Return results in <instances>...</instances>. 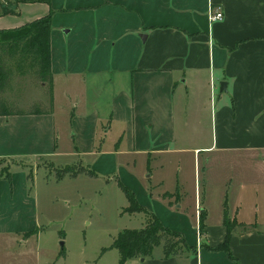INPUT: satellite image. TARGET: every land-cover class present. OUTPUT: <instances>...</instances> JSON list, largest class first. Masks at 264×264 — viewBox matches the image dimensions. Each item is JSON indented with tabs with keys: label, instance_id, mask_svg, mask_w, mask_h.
I'll return each instance as SVG.
<instances>
[{
	"label": "crops",
	"instance_id": "1",
	"mask_svg": "<svg viewBox=\"0 0 264 264\" xmlns=\"http://www.w3.org/2000/svg\"><path fill=\"white\" fill-rule=\"evenodd\" d=\"M219 7L223 18L211 22ZM46 16L51 109L0 115V237L38 235L37 176L46 167L47 187L82 176L123 185L196 249L166 258L160 245L124 264H264V233L244 229L264 219L241 220L243 209L264 205V0H0V31ZM125 214L140 216L143 229V213ZM225 214L226 252L215 250ZM98 259L120 260L115 249Z\"/></svg>",
	"mask_w": 264,
	"mask_h": 264
},
{
	"label": "rangeland",
	"instance_id": "2",
	"mask_svg": "<svg viewBox=\"0 0 264 264\" xmlns=\"http://www.w3.org/2000/svg\"><path fill=\"white\" fill-rule=\"evenodd\" d=\"M10 64L13 68L11 87L1 97L6 98L10 103H16L22 110L26 109L31 102H46L48 99L44 94L46 84L36 80L37 77L28 66L29 64L16 66L17 60H13ZM203 137L208 139L209 135ZM73 162L75 163V160L67 161L68 164H74ZM41 164L45 167L48 163ZM49 172L46 167L38 169L40 216L38 235L26 239L24 243L22 234H19L21 237L10 236V239L7 236L0 237V264H83L85 260L89 262L88 264H97L101 255L100 248L111 244V235L117 234L118 231L122 232L124 229H138L140 216L122 212L128 207V200L124 198L115 182L101 184L82 176L76 182L66 178L58 183L55 179L56 184L53 183L47 187L45 183ZM186 174L193 177L194 168H187ZM214 174L218 172L211 173L215 177ZM199 176L203 177L202 169ZM51 177L54 178V174ZM252 178L261 184V179ZM253 180L251 182H254ZM263 185V183L259 185V194L263 191ZM77 189L81 191L84 199L74 196ZM52 195H58V197L52 198ZM211 207L210 220L214 221L218 216L215 198L211 200ZM259 209L254 213L243 209L241 220L253 223L256 216L257 219L260 217L264 219V205L263 209ZM246 228L244 229L248 231L253 232L258 229L264 233V226ZM161 242L168 248H183V245L172 237L163 235ZM63 252L68 254L67 260L57 262V255ZM159 252L160 249L155 253Z\"/></svg>",
	"mask_w": 264,
	"mask_h": 264
},
{
	"label": "trees",
	"instance_id": "3",
	"mask_svg": "<svg viewBox=\"0 0 264 264\" xmlns=\"http://www.w3.org/2000/svg\"><path fill=\"white\" fill-rule=\"evenodd\" d=\"M16 3H35L40 0H15ZM50 30L51 22L49 17H43L40 20L26 24V26L15 29L12 31H0V115H14V114H32L42 115L49 112L50 105H47L44 101H37L29 103L26 109H20L16 103H10L6 98L1 97L11 87V81L13 77V68H11V62L17 60L16 66L20 64L32 68L34 75L37 77V81L46 84L44 89L45 96L52 101V82L50 72ZM121 190L128 200V207L123 209L125 213H143L146 217V223L143 229L136 230H123L115 238L112 239V244L106 249L101 250V254L107 252L109 249L117 250L119 254V264H124L127 260L135 259L137 257L146 258L152 253L155 247L163 245L161 242V236H168L177 239L179 244L183 245V248L195 252L196 249L187 246L186 241L182 234H178L170 231L161 225L157 217L151 212L140 206L133 193L121 185ZM225 225H227V232L225 241L217 246L215 250L229 251V237L232 229V225L225 214ZM199 236L204 234L203 215L200 214L199 218ZM164 257L176 254L181 249L168 248L163 245ZM236 264H240L236 262Z\"/></svg>",
	"mask_w": 264,
	"mask_h": 264
},
{
	"label": "built area",
	"instance_id": "4",
	"mask_svg": "<svg viewBox=\"0 0 264 264\" xmlns=\"http://www.w3.org/2000/svg\"><path fill=\"white\" fill-rule=\"evenodd\" d=\"M222 9L219 8H212L209 12L208 17L210 18L211 22H216L221 20L223 17Z\"/></svg>",
	"mask_w": 264,
	"mask_h": 264
},
{
	"label": "water",
	"instance_id": "5",
	"mask_svg": "<svg viewBox=\"0 0 264 264\" xmlns=\"http://www.w3.org/2000/svg\"><path fill=\"white\" fill-rule=\"evenodd\" d=\"M225 91H226V83L225 82H221V84L219 86V92L221 93V92H225Z\"/></svg>",
	"mask_w": 264,
	"mask_h": 264
}]
</instances>
